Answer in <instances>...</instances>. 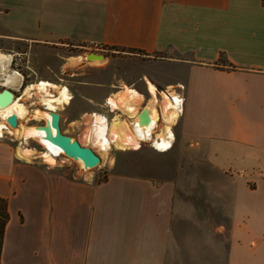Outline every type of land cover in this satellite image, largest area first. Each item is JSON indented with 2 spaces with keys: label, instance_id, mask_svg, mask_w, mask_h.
<instances>
[{
  "label": "crops",
  "instance_id": "crops-1",
  "mask_svg": "<svg viewBox=\"0 0 264 264\" xmlns=\"http://www.w3.org/2000/svg\"><path fill=\"white\" fill-rule=\"evenodd\" d=\"M0 37L159 55L157 95L184 98L153 174L72 176L0 139L1 264H264V0H0Z\"/></svg>",
  "mask_w": 264,
  "mask_h": 264
},
{
  "label": "rangeland",
  "instance_id": "rangeland-1",
  "mask_svg": "<svg viewBox=\"0 0 264 264\" xmlns=\"http://www.w3.org/2000/svg\"><path fill=\"white\" fill-rule=\"evenodd\" d=\"M89 51L105 54L108 61L104 63L103 60H80L81 55ZM0 54L10 57L9 73L18 71L23 76L21 88L18 86L14 89L17 96L21 95L24 89L32 85L37 86L41 81H49L60 89L64 87L68 89L71 103L59 110L62 114L63 132L89 144L91 141L88 137L93 117L106 115L109 123L115 117L110 113L109 98L127 86L138 91L143 97L142 100H147L151 97L150 91L148 92L149 82L156 86V90L157 87L164 90L166 89L164 85L174 83L177 76L171 68L165 66L159 55L147 57L137 51L117 47L96 51L82 50L70 42L39 46L35 43L0 37ZM2 78L0 74V84ZM52 93H57V90H52ZM40 98L41 92L35 89L24 95L21 100L26 103H39ZM9 103L11 102L7 104ZM120 119L127 120V115L123 114ZM166 124L162 117L156 131H161ZM176 124L177 122L171 124L174 125L172 127L174 134ZM174 138L173 147L169 149L171 152L159 151L151 142H141L138 148L127 150L118 144H112L108 151H102L106 153L103 164L89 171H84L77 162L65 156L57 159L58 164L50 165L43 157L46 149L33 138L25 139L22 136L5 134L0 139L10 141L16 150L21 148L32 151L33 156L26 161L54 166L72 176L96 174L97 180L102 181L109 172L153 174L155 168L177 166L179 159L174 155L176 134Z\"/></svg>",
  "mask_w": 264,
  "mask_h": 264
},
{
  "label": "bare ground",
  "instance_id": "bare-ground-1",
  "mask_svg": "<svg viewBox=\"0 0 264 264\" xmlns=\"http://www.w3.org/2000/svg\"><path fill=\"white\" fill-rule=\"evenodd\" d=\"M98 59V57H95ZM101 59V58H100ZM103 62L106 63L108 58L103 59ZM10 62V57L5 54H0V74L3 76L2 85L8 86L12 84V80L20 79L21 76L16 72L9 73L8 64ZM149 82V81H148ZM39 90L41 92V98L39 103L31 102L26 103L21 99H16L10 101L11 103L0 107V138L4 137L5 134L9 135H17L22 136L25 139L33 138L38 141L40 145H42L46 152L43 154L45 161L50 165L58 164L57 159L62 158L63 156L67 157L66 154L56 145L52 144L48 140H46L43 136L44 133L42 130H37L32 128L33 125H39L43 122L44 117L35 112H29L26 116H23V112L26 108H40L44 111L45 117L51 121V116L49 113L51 112H59L65 105L71 103V98L68 93L67 88H59L57 85L49 82V81H41L37 86H30L26 89L24 95L28 92H32L33 90ZM52 90H57V93L53 94ZM149 91L151 93L152 98V106L150 108V115L152 118V122L150 124V128L147 131L132 129L129 122L125 119L115 118L108 125H100L96 127L95 134L99 136L103 134L106 130V136L103 137V140H100V145L108 146V142L112 139L116 144H118L123 149H132L138 148L140 141L139 136H146L147 132L154 133L153 126L158 121L160 113H158L157 108V90L156 86L149 82ZM164 95H175L173 89L169 87L167 90L163 91ZM143 97L139 94L138 91L132 89L130 87H124L123 90L117 92L114 97L109 98V102L115 108L121 109L124 114L128 115V118H135L139 112L143 109L144 105L139 108V103ZM159 104V103H158ZM172 103L168 100H163L160 103L161 107V115L167 123L164 128L157 132V139L152 138L151 141L154 142V146L159 151H167L170 148V142L166 138V133H168L172 138L174 137L173 131L171 129V124L179 119L180 114L176 110L171 109ZM13 113L16 115V119L18 124L14 125L7 118L8 114ZM61 114V112H59ZM62 120V119H61ZM34 121L40 122L39 124L33 123ZM136 121V118H135ZM62 129V126H61ZM139 131V133H138ZM62 133L66 134L63 132ZM51 134H55V129L52 128ZM92 128L89 133L88 139L91 141V138L95 136ZM69 135V134H66ZM72 136V135H69ZM76 138L75 136H72ZM77 139V138H76ZM161 139V140H160ZM78 143L82 147L91 148L94 153L101 159L100 166L103 164V161L106 157V153L102 152L101 149H96L97 147H93L91 143H84L82 140L77 139ZM99 143V142H98ZM33 152L29 149H21L17 148V155L19 158L24 160H29V157L33 156ZM68 158V157H67ZM71 159V158H69ZM72 160V159H71ZM74 161V160H73ZM78 163V162H77ZM84 171H89L91 168L84 169L83 166L78 164ZM94 169V168H92Z\"/></svg>",
  "mask_w": 264,
  "mask_h": 264
},
{
  "label": "water",
  "instance_id": "water-1",
  "mask_svg": "<svg viewBox=\"0 0 264 264\" xmlns=\"http://www.w3.org/2000/svg\"><path fill=\"white\" fill-rule=\"evenodd\" d=\"M95 57H98L95 58ZM101 58V59H100ZM106 59L107 56L101 52H86L81 55L80 60L82 61H98ZM16 99V92L13 89L2 87L0 88V107L5 106L8 102ZM152 106V98L149 97L145 103L143 109L136 117V122L139 125L140 130L147 131L150 128L152 118L150 115V108ZM29 112H35L44 117L43 122L39 125H33L32 128L42 130L44 138L52 144L58 146L68 158H71L75 162H78L84 169L95 168L100 164L101 159L94 153L89 147H82L76 138L63 134L61 129L62 114L59 112L49 113L51 121H49L44 114V111L40 108H26L23 112V116H26ZM7 118L12 124L17 125L16 115L13 113L8 114ZM52 128L55 129V134H51Z\"/></svg>",
  "mask_w": 264,
  "mask_h": 264
},
{
  "label": "built area",
  "instance_id": "built-area-1",
  "mask_svg": "<svg viewBox=\"0 0 264 264\" xmlns=\"http://www.w3.org/2000/svg\"><path fill=\"white\" fill-rule=\"evenodd\" d=\"M14 72H16L17 74H19L20 76H22L18 71H14ZM20 88H21V86H20ZM26 89L23 90V93L21 95L17 96V94H16L17 99H22L24 97V93H25ZM157 98H158L157 99V108H158L157 110H158V113L161 114V111H160L161 110L160 103L163 100H168L169 102H171L172 103L171 109L176 110L178 112V114L181 115L183 113V111H184V98L180 97V95H178V94L175 93V95H173V96L170 95V94L166 96V95H164L163 92H159V94L157 95ZM144 100H141L143 102H140L139 108L142 107L143 105H145V103L147 102V100H145V102H144ZM108 104H109V107H110L109 108L110 109V113L113 116H115L114 119L115 118H122L124 112L121 109H118V108H115L114 106H112V104L109 102V100H108ZM139 113L137 114V116L139 115ZM124 115H126V114H124ZM128 117L129 116L127 115V120L129 122L131 128L132 129L140 130L138 123L135 121V118L136 117L135 118H128ZM0 121H1V119H0ZM108 123H109L108 116H106V115H95L93 117V121H92V125H91L92 131H94V134H95L96 127H98L100 125H104V124H106V126H107ZM158 123H159V118H158V121L153 126L154 127L153 128L154 133L147 132V134H146L145 137H143L142 135L139 136L140 143L141 142H151L152 145L154 146V142L151 141V140H152V138H156L157 139V134H156L157 131L156 130H157V127H158ZM171 129H172V126H171ZM138 133H139V131H138ZM104 136H106V130L103 132V134H100L99 136H97L95 134V136L93 138H91V144H92V146H96L98 149H101V151H108L111 148V145L112 144H116L112 139H110L109 142H108V146L107 147H105L104 145H100V140H103V137ZM1 138H3V137H1ZM166 138L170 142V148L169 149H171L173 147V142H174V139L175 138L174 137L172 138L168 133H166Z\"/></svg>",
  "mask_w": 264,
  "mask_h": 264
},
{
  "label": "trees",
  "instance_id": "trees-1",
  "mask_svg": "<svg viewBox=\"0 0 264 264\" xmlns=\"http://www.w3.org/2000/svg\"><path fill=\"white\" fill-rule=\"evenodd\" d=\"M130 51H137L133 49H129ZM138 53L143 54L142 51H137ZM221 60H225V57L222 55ZM232 69H235L231 66ZM9 221V211H8V202L6 199L0 197V264H1V253H2V246L6 231V226Z\"/></svg>",
  "mask_w": 264,
  "mask_h": 264
}]
</instances>
